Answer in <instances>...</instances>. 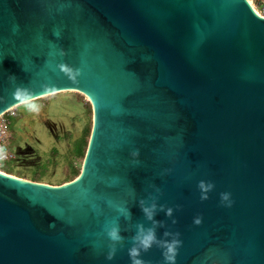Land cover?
Returning <instances> with one entry per match:
<instances>
[{"label": "water", "instance_id": "water-1", "mask_svg": "<svg viewBox=\"0 0 264 264\" xmlns=\"http://www.w3.org/2000/svg\"><path fill=\"white\" fill-rule=\"evenodd\" d=\"M17 88L83 95L92 131L72 182L0 172V264H132L149 229L145 264L177 233L175 264H264V19L248 0H0V117Z\"/></svg>", "mask_w": 264, "mask_h": 264}, {"label": "rangeland", "instance_id": "rangeland-1", "mask_svg": "<svg viewBox=\"0 0 264 264\" xmlns=\"http://www.w3.org/2000/svg\"><path fill=\"white\" fill-rule=\"evenodd\" d=\"M258 1L248 0L252 6ZM35 101L41 105L39 113L22 104L7 116V144L13 158L0 159V170L30 182L60 186L71 180L69 164L79 165L75 151L89 117L75 92Z\"/></svg>", "mask_w": 264, "mask_h": 264}, {"label": "clouds", "instance_id": "clouds-1", "mask_svg": "<svg viewBox=\"0 0 264 264\" xmlns=\"http://www.w3.org/2000/svg\"><path fill=\"white\" fill-rule=\"evenodd\" d=\"M58 35V33H57ZM65 68L66 71H70L66 68V66H62ZM11 79H15L14 76H11ZM14 96L16 99L23 103L24 106L27 108L29 112L32 113H39L41 109V105L35 101L31 93L27 89L23 88H17V90L14 92ZM138 155V153H136ZM215 185L207 183L205 181H201L199 183V188L201 189V199L206 200L208 199L207 193L210 192ZM221 203L226 207H231L233 204V201L231 199V193L223 192L220 196ZM155 208V205H153L152 208H144L145 213L148 215V217L151 219L153 215V210ZM172 209L168 210V215H171ZM194 223L199 225L202 223V218L197 217L194 219ZM108 236L113 241H118L122 239L119 235L118 228H113L110 231H108ZM139 239V245L140 247H132L129 249V257L132 261V264H145V261L140 258L141 257V249L145 252H147L152 246L153 243L156 242V235L154 229H149L147 232L143 233L142 236L137 237ZM182 241L179 239V233L175 235V238L165 241L164 242V251H163V257H164V264H175L176 262V255L178 252L179 247L181 246ZM115 255V249H113L109 255L108 259H113Z\"/></svg>", "mask_w": 264, "mask_h": 264}, {"label": "trees", "instance_id": "trees-1", "mask_svg": "<svg viewBox=\"0 0 264 264\" xmlns=\"http://www.w3.org/2000/svg\"><path fill=\"white\" fill-rule=\"evenodd\" d=\"M76 100H77V102L82 104L84 110L86 111V113H87V115L89 117V123L83 129L82 136H81V138L79 140L80 144H79L77 150L75 151V155H76L75 158L79 161V165L75 166L73 163L69 164V170H70V173H71V180L68 181V182H65L63 184L72 182V181L76 180L79 177V175L81 173L82 163H83L84 157L86 155V151H87V147H88L91 131H92V109H91L90 103L88 101H86V98L83 95L78 94V93H76ZM16 108L10 110L9 112H7L6 114H4L2 116V118L6 121V123H7V116L10 113L15 112ZM0 172L5 174V175H8V176H13V177L22 179V178H20L18 176H14L13 174L4 172L2 170H0ZM35 183H40V182H35ZM63 184H61V185H63Z\"/></svg>", "mask_w": 264, "mask_h": 264}, {"label": "built area", "instance_id": "built-area-1", "mask_svg": "<svg viewBox=\"0 0 264 264\" xmlns=\"http://www.w3.org/2000/svg\"><path fill=\"white\" fill-rule=\"evenodd\" d=\"M252 6V5H251ZM255 14L264 19V0H259L256 6H252ZM13 154L7 144L6 121L0 117V159H11Z\"/></svg>", "mask_w": 264, "mask_h": 264}, {"label": "crops", "instance_id": "crops-1", "mask_svg": "<svg viewBox=\"0 0 264 264\" xmlns=\"http://www.w3.org/2000/svg\"><path fill=\"white\" fill-rule=\"evenodd\" d=\"M83 131V130H82Z\"/></svg>", "mask_w": 264, "mask_h": 264}]
</instances>
